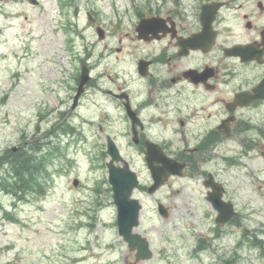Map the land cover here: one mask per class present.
<instances>
[{
  "label": "flooded vegetation",
  "instance_id": "obj_1",
  "mask_svg": "<svg viewBox=\"0 0 264 264\" xmlns=\"http://www.w3.org/2000/svg\"><path fill=\"white\" fill-rule=\"evenodd\" d=\"M116 9L108 25L86 10L96 36L84 42L83 95L102 99L101 137L129 143L139 193L153 184L152 170L177 162L181 174L166 185L182 180L202 190L212 220L196 252L234 264L228 244L248 216L224 177L264 164V0H129ZM214 185L238 211L227 224L217 222Z\"/></svg>",
  "mask_w": 264,
  "mask_h": 264
},
{
  "label": "rangeland",
  "instance_id": "obj_2",
  "mask_svg": "<svg viewBox=\"0 0 264 264\" xmlns=\"http://www.w3.org/2000/svg\"><path fill=\"white\" fill-rule=\"evenodd\" d=\"M38 1L0 0V155H6L0 183L11 169L7 161L14 146L19 150L48 142L38 154L47 161V173L39 174L44 194L37 187L18 198L0 188V264H201L193 234L204 229L199 216L206 207L197 190L186 189L182 181L157 194L170 206L167 219L155 212L154 198L146 197L138 231L150 239L154 256L133 263L135 254L118 233L113 192L104 183L101 100L89 94L73 109V91L65 87L80 73L83 39L96 36L86 28L85 9L96 10L108 25L116 19V6L123 9L128 0H73L71 7H63V0ZM75 5L81 12L71 34L65 23L75 21ZM88 118L93 125L85 122ZM125 153L130 159L131 149ZM77 177L83 184L74 185ZM228 178L230 197L253 208L245 226L264 241V171L258 177L262 185H252L254 179L239 176L238 170ZM261 252L247 244L242 257L235 253V264H264Z\"/></svg>",
  "mask_w": 264,
  "mask_h": 264
},
{
  "label": "water",
  "instance_id": "obj_3",
  "mask_svg": "<svg viewBox=\"0 0 264 264\" xmlns=\"http://www.w3.org/2000/svg\"><path fill=\"white\" fill-rule=\"evenodd\" d=\"M36 2L35 0H32ZM87 81V72H83L81 87L79 95L83 90V85ZM108 153L112 156L110 167L109 181L113 187V199L118 208V228L119 233L123 236L124 240L129 243L130 248L136 249V259H149L153 256V253L149 247V242L145 237H142L138 233H133V228L139 224V212L141 205L138 199L131 198L134 187L138 184L136 174L126 164L123 168L115 167L113 165L114 160H120L119 151L116 145L112 142L108 144ZM161 182V181H160ZM77 184V181H75ZM160 183H157L151 191H154Z\"/></svg>",
  "mask_w": 264,
  "mask_h": 264
},
{
  "label": "trees",
  "instance_id": "obj_4",
  "mask_svg": "<svg viewBox=\"0 0 264 264\" xmlns=\"http://www.w3.org/2000/svg\"><path fill=\"white\" fill-rule=\"evenodd\" d=\"M36 148L40 147L39 144L35 145ZM29 157H27L25 160L21 159L22 156L16 154L15 155V161L18 160L19 163H22V165H17L15 163L14 171L18 172L17 175L19 179L14 181V185L16 184V189H20L23 192H29L33 191L34 189H37V187H40V192L43 193L44 189H42L41 182L39 181V174L40 173H47L45 161L42 159V157L34 158L33 154H29ZM39 159V160H35ZM16 169V170H15ZM24 171H26V176L23 178Z\"/></svg>",
  "mask_w": 264,
  "mask_h": 264
}]
</instances>
